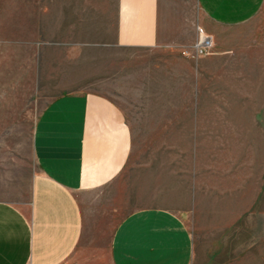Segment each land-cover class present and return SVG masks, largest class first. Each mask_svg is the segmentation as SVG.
Returning a JSON list of instances; mask_svg holds the SVG:
<instances>
[{
  "label": "rangeland",
  "instance_id": "1",
  "mask_svg": "<svg viewBox=\"0 0 264 264\" xmlns=\"http://www.w3.org/2000/svg\"><path fill=\"white\" fill-rule=\"evenodd\" d=\"M185 1L197 19L195 0ZM112 2L0 0V199L17 205L29 201L35 121L56 95L129 86L132 100L146 97L150 102L149 96L138 93L149 91L154 80L140 72L160 61V53L120 48L95 56L90 46H82L98 33L93 25L106 22ZM201 30L214 38L204 58L216 49L221 57L200 62L202 73L194 81L199 109L148 110L140 115L129 110L136 147L149 171L161 166L163 180L170 169L177 172L180 196L194 178L200 248L195 264H264V6L239 26L196 24L197 40ZM178 67L180 74L191 69L182 60ZM109 73H116L109 84L99 79ZM124 74L131 75L130 81L123 80ZM186 84L179 79V86L190 90V80ZM178 102L187 103L182 95ZM147 176L150 181L155 175ZM94 235L85 231L66 264H76L75 257L81 255L88 262H108L97 251L107 239Z\"/></svg>",
  "mask_w": 264,
  "mask_h": 264
},
{
  "label": "crops",
  "instance_id": "2",
  "mask_svg": "<svg viewBox=\"0 0 264 264\" xmlns=\"http://www.w3.org/2000/svg\"><path fill=\"white\" fill-rule=\"evenodd\" d=\"M195 2L200 10L197 19L185 0H113L108 4L106 22L95 23L92 30L98 33L82 46H90L95 56L120 48L160 53V61L140 72L154 80L153 89L138 93L149 96L150 102L146 97L132 100L129 86H112L63 92L42 107L34 126L35 170L29 201L17 205L0 199V264H66L86 230L107 239L97 251L108 262L97 258L88 262L81 255L75 257L76 264L197 262L200 248L195 222L199 215L194 178L180 196L174 169L164 180L160 165L148 170L146 158L141 159L136 147L135 124L128 111L140 115L148 110L199 109L194 81L202 73L200 62L221 54L216 49L206 58L194 59L181 56L178 50L194 46L196 24L207 28L245 24L260 12L264 0ZM180 60L191 65L185 74H180ZM113 73L99 79L109 84L116 78ZM130 77L124 74L123 80L130 81ZM180 78L187 86L190 80V90L179 86ZM178 95L187 103L180 106ZM147 175L155 176L148 181Z\"/></svg>",
  "mask_w": 264,
  "mask_h": 264
},
{
  "label": "built area",
  "instance_id": "3",
  "mask_svg": "<svg viewBox=\"0 0 264 264\" xmlns=\"http://www.w3.org/2000/svg\"><path fill=\"white\" fill-rule=\"evenodd\" d=\"M214 46V38L212 35L205 34L203 30L199 35L198 40L191 48L182 49L183 55L197 59L200 56L207 54L210 49Z\"/></svg>",
  "mask_w": 264,
  "mask_h": 264
}]
</instances>
